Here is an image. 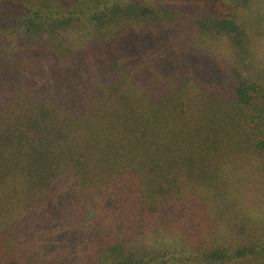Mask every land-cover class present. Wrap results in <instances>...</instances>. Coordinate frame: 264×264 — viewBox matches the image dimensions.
I'll list each match as a JSON object with an SVG mask.
<instances>
[{
	"label": "trees",
	"instance_id": "obj_1",
	"mask_svg": "<svg viewBox=\"0 0 264 264\" xmlns=\"http://www.w3.org/2000/svg\"><path fill=\"white\" fill-rule=\"evenodd\" d=\"M118 1L0 0V264H264V228L235 218L231 189L242 165H264V69L245 27L237 17ZM212 1L235 13L259 2ZM165 32L181 53L224 48L225 72L205 84L180 60L159 73L115 62L108 82L91 78L73 102L27 84L46 62L87 53L70 48L76 34L103 53ZM56 198L66 221L57 224L78 230L79 261L45 260ZM227 216L241 224L221 230ZM152 226L191 235L148 243Z\"/></svg>",
	"mask_w": 264,
	"mask_h": 264
},
{
	"label": "rangeland",
	"instance_id": "obj_2",
	"mask_svg": "<svg viewBox=\"0 0 264 264\" xmlns=\"http://www.w3.org/2000/svg\"><path fill=\"white\" fill-rule=\"evenodd\" d=\"M126 1H133L144 5L170 4L188 10L199 11V13H215L221 16L237 17V21L245 27L244 29L248 38H250V49L253 54V60L258 63L260 69H264V0H259V2L253 4L250 8L239 10L236 13L230 5L228 6L224 2L212 0H119L118 2ZM133 36L123 38L121 42L103 51V53H96V51L94 52L91 48L86 47L85 44L88 42L87 36L76 34L74 45L70 48L77 50L78 47L81 48L83 46L82 48L87 53L85 55L75 54L74 58L67 63L54 61L52 63L53 71L52 65L46 62L43 69H47V72L41 73V71H37V74H30L28 79H26L28 80L27 84H30L31 88H39L41 90L40 93L45 98L47 97L52 100L66 99L73 102L80 99L82 95L84 96L89 91L91 78L103 76L102 79L98 80L103 83L108 82L111 77L110 71L115 62L121 66L122 70L133 71L134 69L130 70L128 67L136 64L137 67L135 69L137 70L140 66H147L150 71L159 73L170 70L180 60L193 70V74L197 80L201 82L205 80V84L210 82L207 80L220 76V72H225L222 68L226 65L224 58L226 51L224 48L217 49V57L201 53V51L181 53L175 49L169 32H165L162 35V39H153L152 36H146L145 38L138 35ZM124 62L127 63L124 64ZM178 63L175 67L178 66ZM142 82L146 83L144 80ZM243 166L236 172L237 176L239 175L236 177L239 183L231 186V189L235 190L232 198L235 199V204L238 207L234 216L236 219H242L245 216V220L247 221H245L244 226L246 227L262 229L264 228V165L251 161V166L245 165L242 168ZM239 186L243 188L238 189ZM103 200L105 205L108 206V199L103 197ZM92 201L96 204L102 202L101 198H93ZM58 207L59 199L56 198L53 201V210L51 211L56 224L66 222L60 216ZM226 209L218 215V218L222 217ZM227 218L228 216L220 219L222 222L219 227L223 231L235 228L241 224L229 223L225 220ZM54 221L52 222L54 223ZM57 225L55 228L53 227L54 225L52 226L53 238L49 240L50 246L54 250L46 253V256H44L45 260L49 263L62 262L63 260L70 261L72 258L79 261L78 252H75L76 250L74 249L78 230L68 232L64 231V229L69 226H63V223ZM151 228L153 230H145L144 232V240L148 243H152L154 240L152 237L158 236L161 233L166 234L170 238L167 242H174L171 239L179 236L178 232H182L183 237L186 239L191 235L186 228L180 229L177 227V230L167 227L163 228V230H157L156 226H152ZM69 252L72 253V257L68 255ZM168 264L174 263L169 262Z\"/></svg>",
	"mask_w": 264,
	"mask_h": 264
}]
</instances>
